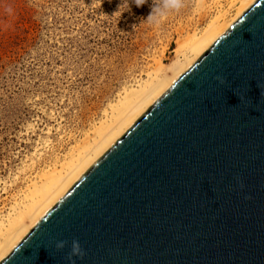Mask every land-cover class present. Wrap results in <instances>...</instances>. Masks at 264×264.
I'll return each instance as SVG.
<instances>
[{
  "label": "water",
  "instance_id": "water-1",
  "mask_svg": "<svg viewBox=\"0 0 264 264\" xmlns=\"http://www.w3.org/2000/svg\"><path fill=\"white\" fill-rule=\"evenodd\" d=\"M73 240L75 264H264V0L0 264H69Z\"/></svg>",
  "mask_w": 264,
  "mask_h": 264
},
{
  "label": "rangeland",
  "instance_id": "rangeland-1",
  "mask_svg": "<svg viewBox=\"0 0 264 264\" xmlns=\"http://www.w3.org/2000/svg\"><path fill=\"white\" fill-rule=\"evenodd\" d=\"M218 2L229 6L183 0L156 25L145 22L152 0L140 8L129 0L130 11L121 0H0V218L125 89L159 63L171 72Z\"/></svg>",
  "mask_w": 264,
  "mask_h": 264
},
{
  "label": "bare ground",
  "instance_id": "bare-ground-1",
  "mask_svg": "<svg viewBox=\"0 0 264 264\" xmlns=\"http://www.w3.org/2000/svg\"><path fill=\"white\" fill-rule=\"evenodd\" d=\"M256 0H228V8L214 5L215 17L184 45L183 60L163 74L161 63L127 88L104 110L64 156H56L44 169L30 176L26 186L12 197L0 218V262L25 238L30 230L58 204L72 186L111 149L152 106V104L210 48ZM157 62V61H156ZM157 66V65H156Z\"/></svg>",
  "mask_w": 264,
  "mask_h": 264
},
{
  "label": "clouds",
  "instance_id": "clouds-1",
  "mask_svg": "<svg viewBox=\"0 0 264 264\" xmlns=\"http://www.w3.org/2000/svg\"><path fill=\"white\" fill-rule=\"evenodd\" d=\"M131 2L137 8H140L143 7L146 3H148V0H131ZM182 5H183V0H152L151 12L148 15L145 22H150L158 25L168 17L169 13L174 11H179ZM122 7L130 11L129 0H121L119 10ZM119 10L117 12H119ZM221 83H223L222 80ZM66 244H67L66 241H60L57 243L56 248L58 250H63ZM84 255L85 253L82 250L79 242L73 240L71 245V251L67 257L69 264H75L73 257H80L82 259Z\"/></svg>",
  "mask_w": 264,
  "mask_h": 264
}]
</instances>
